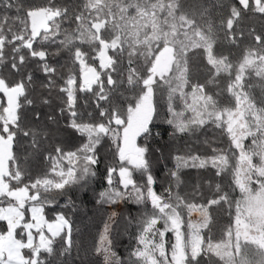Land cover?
Instances as JSON below:
<instances>
[{
	"label": "snow or ice",
	"instance_id": "6c2138e0",
	"mask_svg": "<svg viewBox=\"0 0 264 264\" xmlns=\"http://www.w3.org/2000/svg\"><path fill=\"white\" fill-rule=\"evenodd\" d=\"M216 7L226 10L219 24L209 21L201 27L193 15L183 10L180 0H85L82 10L71 13L67 7L57 6L55 0L27 9L19 0H2L0 221L5 222L6 230L0 232V264H56L60 257L71 254L72 223L64 214L50 222L45 218L44 206L52 202L51 192L83 189L96 179L101 163L98 148L105 138L114 145L117 162L107 167L104 179L108 188L100 192V202L115 204L132 199L141 206L150 204L151 211L142 213L137 246L124 261L111 250L110 227L105 224L95 247V252L103 255L104 264H202L204 257L208 264H213V256L223 264H264V107H257L255 98L245 91L249 69L264 80V32L249 30L257 47L247 49L238 63L216 50L218 32H223L224 39L235 45L245 35L243 30H236L243 15L251 12L264 16V0L221 2ZM12 9L17 15L9 17L6 13ZM22 10L23 16L19 15ZM68 21L75 24L71 31L62 27ZM52 45L58 46L55 51H50ZM84 45L90 51L82 50ZM6 48L10 50L8 54ZM61 48L71 52L80 82L77 74L71 72L64 79L59 91L66 94V99L60 112L68 116L66 126L86 137V142L75 150L56 145L55 157L49 156L56 178L44 176L33 180L20 166L15 149L23 138H29L34 151H39L38 133L27 124L26 112L33 106L32 118L40 121L42 113L35 105H48L50 100L32 98L34 79L31 73L24 74V67L29 58L38 60L47 77L43 87H56L57 68L48 61L59 55ZM189 53L203 55L211 66L212 76L205 83L191 82ZM123 56L129 66L126 81L119 78V59ZM137 57L143 58V75L132 66ZM97 60L99 70L89 62ZM6 71L21 78L10 81L2 74ZM114 73L118 74L116 79ZM221 74L230 78L227 92L235 100L234 108L219 106L213 95L205 91L206 85L213 84ZM125 82L138 91L122 110L114 103V93ZM165 85L169 101L178 94L192 113L185 119L182 112H175L169 104L173 119L167 123L174 126L175 132L187 133L212 122L225 128L232 146L228 152L213 149L214 154L208 157L177 156L175 170L170 173L175 186L179 188L183 183L180 173L184 168L211 166L217 170V176L231 169L232 190H239L238 199H232L230 192L222 191L219 184L215 186L218 195L206 204L186 201L178 193L173 195L171 186L165 190L167 196L156 191L150 149L147 143L137 141L140 137L147 141L152 135L150 125L157 116L156 93ZM186 88L190 91L185 92ZM78 93L93 99L98 117L87 111V99L78 107ZM47 118L55 122L53 116ZM249 137L252 143L246 148L244 141ZM254 157H258V162L254 163ZM232 159L234 163L230 164ZM63 161H67V167ZM134 173L144 179L143 184L134 179ZM221 203L235 207L234 228L227 230L226 240L213 242L210 237L206 239L203 230L211 222L209 208ZM178 209H186L189 217L193 212L200 214L199 221L189 219L187 232ZM26 213H30V218L26 219ZM161 222L163 230L157 228ZM167 232L175 236L170 252L165 246ZM58 237L59 249L55 247ZM249 245L255 246L252 259L248 258Z\"/></svg>",
	"mask_w": 264,
	"mask_h": 264
},
{
	"label": "trees",
	"instance_id": "16d2710c",
	"mask_svg": "<svg viewBox=\"0 0 264 264\" xmlns=\"http://www.w3.org/2000/svg\"><path fill=\"white\" fill-rule=\"evenodd\" d=\"M24 9L30 7L44 6L48 0H19ZM155 2V0H152ZM167 2V0H165ZM223 2L224 4L233 3L235 0H180V3L185 12L193 15L197 23L204 27L207 22L211 21L214 25H218L220 19L226 14L225 9L217 8L216 5ZM57 6L67 7L71 12L80 11L83 8L85 0H55ZM2 4V0H0ZM207 9V12H205ZM3 9L0 8V12ZM9 17L16 16L15 9L8 10L6 13ZM130 14L132 10H130ZM23 16V10L19 13ZM161 18L164 13H161ZM63 28L71 31L75 28V24L71 21L62 24ZM250 29H255L256 33L264 32V16L255 13H246L243 15L237 31L243 30L244 36L240 37L235 45L229 43L224 39V33L218 32L220 37L217 44V52L229 57L235 64L238 63L245 51L249 48L257 47L252 36L249 34ZM58 46L52 45L50 51H55ZM82 50L90 51L87 45L82 46ZM10 50L6 48L5 52L8 54ZM196 53H201L202 50H195ZM27 56V50H24ZM111 54V53H110ZM50 64L57 68V74L54 78L56 80V87L51 89L44 88L43 85L47 83V77L39 67V62L36 59L29 58L24 67V74L31 73L34 79L32 88V98L39 100L41 97H46L50 100L48 105L37 104L42 113L40 121L32 118V107L29 106L26 112V122L30 127L37 130L39 141V151H34L31 146L29 138H23L20 146L15 149L19 158L20 166L28 173L31 179H36L44 176L49 178H56L51 172L52 160L49 156L55 157L54 151L56 145H60L65 150H75L82 143L86 142V137H81L74 130L68 128V116L66 113L61 114L60 109L65 107L64 100L66 94L59 91V87L63 85L64 79L69 73H75L78 76L79 84V70L78 65L72 62L71 52L67 49H60L57 56L49 58ZM97 66L99 61H89ZM120 73L119 78L126 81L128 63L127 57L123 56L119 59ZM190 64V80L193 83H205L206 80L212 76L211 66L206 64V60L201 54L189 53ZM133 67L143 75V58L137 57ZM10 80H18L21 77L12 71L2 73ZM118 74H113L114 79ZM63 78V79H62ZM230 78L227 74H221L216 77L215 82L211 85H206L205 91L207 94L213 95L221 107L234 108L235 100L231 93L227 92V86ZM135 91H138L136 89ZM135 91L126 84H121L116 93H114V103H118L123 110L127 106V102L135 95ZM190 88H186L185 92H189ZM245 91H248L252 97L257 101V107H264V80L255 75V71L249 69L245 78ZM168 87L165 85L160 88L155 97L157 116H154L153 122L150 125L152 135L147 141L143 137L138 139V144L147 143L150 152V164L153 176L156 178V185L154 186L158 193L167 196L165 191L170 186L172 187L173 195L177 193L186 201L206 204L208 200L216 197L218 193L215 190L217 184L220 185L222 191H229L232 199L239 198V190H232L234 184L231 169L222 173L220 176L216 175V169L211 166L205 168H184L181 170V177L183 183L177 188L171 178V171L175 170L177 156H212L213 149L224 150L228 152L232 146L230 137L224 127H217L212 122L197 128L194 131L187 133H177L174 126L167 123L168 120L173 119V113L169 111V104L177 113H183L185 119L190 118L192 113L185 108L184 103L180 100L179 95L176 94L171 102L168 99ZM87 99V111L93 113V117H98V111L94 108V101L88 94L78 93V107L81 106L83 100ZM191 103V98H188ZM51 115L53 120L47 117ZM100 153L101 163L97 166V177L86 188L73 187L67 189L63 193L53 191L49 195L52 202L44 206V213L49 221H54L59 214H64L72 223L73 226V240L74 248L67 257H60L56 264H93V261L85 260L80 262L77 258V251L85 250L87 242L84 236L83 221L89 217V211L94 207L110 208L119 207L120 213L118 219L114 223V231L118 237V243L113 247V251L119 256L121 261L127 260L130 253L137 246V237L140 231V219L142 213L147 210L151 211V205L141 206L135 203L132 199L121 200L115 204H105L100 202V192L106 190L108 185L104 179L106 170L109 165H116L115 147L112 145L110 139L105 138L102 145L98 148ZM234 163V159L230 160V164ZM67 167V161H63ZM134 179L138 183L143 184L144 179L138 174L134 173ZM69 200L71 204H69ZM185 220V231L187 232L188 214L186 209H178ZM211 222L209 227L203 232L206 239L211 238L213 242H220L227 239V230L234 228L235 207L229 208L226 204L214 205L209 208ZM28 219V213H26ZM157 228L163 230V222L157 225ZM6 230L5 222L0 221V232ZM19 231V230H18ZM174 233L167 232L165 235L166 249L170 252L172 244L175 242ZM61 239L58 237L55 247L59 249ZM249 249L248 258L252 259L255 255V246H247ZM58 254V253H57ZM258 259V257H256ZM51 259V258H50ZM213 264H223L218 257H212ZM202 264H208V258H202Z\"/></svg>",
	"mask_w": 264,
	"mask_h": 264
},
{
	"label": "rangeland",
	"instance_id": "374dc122",
	"mask_svg": "<svg viewBox=\"0 0 264 264\" xmlns=\"http://www.w3.org/2000/svg\"><path fill=\"white\" fill-rule=\"evenodd\" d=\"M249 119H251V117H249ZM244 143L246 148L249 147L252 143V138L249 137L244 141ZM255 162H258V157H254V163ZM253 187L256 188L258 186L253 184ZM113 213H115L114 217L112 216ZM119 213H120L119 207H110V208L94 207L90 209L89 217H87L83 221L84 223L83 226H85L84 236H85V241L87 242V246L85 247V250L84 249L82 251L80 250V252L79 250L77 251V258L79 259L80 262H83L85 260H90L93 261V264H104L103 255L96 253L95 247L98 245L99 237L103 234L105 224H108L110 227L109 236L110 239L112 240L111 250L113 251V247L118 243V237L114 231L113 226L115 221L118 219ZM28 218H30V213H28ZM189 219H191V221L193 222L199 221L200 220L199 212H193L191 216L188 217V221ZM205 230L206 229H204L203 232ZM116 256L119 257L117 254Z\"/></svg>",
	"mask_w": 264,
	"mask_h": 264
}]
</instances>
